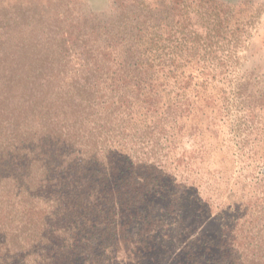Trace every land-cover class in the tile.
I'll use <instances>...</instances> for the list:
<instances>
[{
	"label": "trees",
	"instance_id": "obj_1",
	"mask_svg": "<svg viewBox=\"0 0 264 264\" xmlns=\"http://www.w3.org/2000/svg\"><path fill=\"white\" fill-rule=\"evenodd\" d=\"M86 2L0 0V264H264L252 22L219 0ZM223 145L241 202L209 174Z\"/></svg>",
	"mask_w": 264,
	"mask_h": 264
},
{
	"label": "rangeland",
	"instance_id": "obj_2",
	"mask_svg": "<svg viewBox=\"0 0 264 264\" xmlns=\"http://www.w3.org/2000/svg\"><path fill=\"white\" fill-rule=\"evenodd\" d=\"M165 0H148V2L154 3H162ZM175 2H181L182 0H173ZM223 3L226 8L231 10L232 14V23H240V22H252L251 28V40L248 48L245 51L247 54L248 60H246L243 64V69L248 70V75H251L250 88L253 92L262 91L264 93V0H219ZM10 4L15 3H28L29 0H7ZM35 5H41L46 7H52L54 4V0H33ZM112 4V0H87L85 4H82L81 7L83 10L88 11L90 8H93L98 11L107 10ZM42 9V7L37 8V11ZM52 18V17H51ZM50 18V20H51ZM199 113V118H200ZM210 118L205 116L199 120V125L203 126L204 130L207 129L209 123H211ZM216 128L222 130L221 142L227 136V127L226 125L221 126L220 122L216 123ZM220 126V127H219ZM212 130L215 131V127H212ZM211 131L206 132V135H210ZM211 168L209 170V174L212 175V178H215L217 174H223L226 176L225 180H227V176L234 172L235 163L232 162L231 152H228L227 146L223 145L222 150L217 149L213 152L211 158ZM233 171V172H232ZM233 180H227V183L221 184V190L219 193V200H224L226 203H230V198L233 197L231 203L241 202V196L237 194L238 192L231 191ZM232 194H234L232 196ZM208 196V193L204 191L202 193V197ZM230 196V197H229ZM204 199V198H203ZM215 208H213L212 215H215ZM214 212V213H213ZM233 217V215H231ZM212 217L209 215L204 216V220H202L198 224V228L191 226L190 232L193 234V231L196 234H190L186 239L184 236H181L176 244L175 253L180 252L185 246L193 243V239L196 236L202 235H210L212 233L213 228L215 227ZM195 221L193 225H195ZM196 230V231H195ZM182 248V249H181Z\"/></svg>",
	"mask_w": 264,
	"mask_h": 264
}]
</instances>
